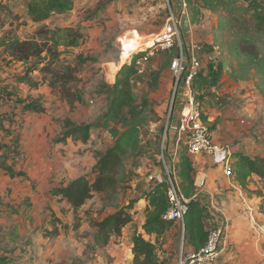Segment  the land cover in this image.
<instances>
[{
  "label": "crops",
  "instance_id": "crops-1",
  "mask_svg": "<svg viewBox=\"0 0 264 264\" xmlns=\"http://www.w3.org/2000/svg\"><path fill=\"white\" fill-rule=\"evenodd\" d=\"M70 1L71 7L68 10H54L46 13L48 8L44 7V0H0V16H2V11L6 9V13L8 12L11 18L7 22L0 18V37L2 36V31L11 25L16 37L7 41L8 45L12 41L28 40L20 35L18 36V24L21 25L20 28H28L30 31L35 32L30 39H37V31L41 27H48L54 31L68 28L80 30L84 35V39L76 47L68 48L67 50L70 53L67 55L75 59L79 56L84 57V59L87 56L94 57L96 59L94 61L96 68L99 71V65L104 67L113 63L108 62V52L103 53V49L108 47V24H115L116 22V25H118L117 23L122 17V15H117V10L124 12L125 9L129 10L131 8L128 14L124 13L127 16H135L137 18V25L134 27L125 23L120 24V28L116 32L118 35L117 42H119L120 38L130 36L134 32L144 35H157L154 32L159 31L165 25L168 17L164 0H110L108 4V7H110H106V9L97 7L100 0ZM194 2L195 4L197 3L196 6L200 4L198 8L202 13L201 16L206 13L213 14L212 9L216 8L204 4L206 0H194ZM143 5L145 7L142 8ZM2 6L4 7L3 9L1 8ZM37 6L38 8H36ZM38 12L41 13L38 14ZM138 12H141V14L145 12L146 17H140ZM86 16H89V18H85ZM114 18L115 22H111ZM219 25V22H216V26L219 27ZM182 27L187 44L190 40H195L201 44L196 47L198 55L203 62L202 69L204 71L202 72L201 70L200 73L208 75V65L212 63H214L215 67L221 65L223 68L217 86L208 89L203 86L204 89L195 91V97L203 111L204 119L210 129L214 144L219 147H230L233 152L234 176L232 178L227 177L223 169L215 165L210 156L201 155L190 158L194 172H200L206 179L204 195H202L201 201L198 203L206 215L204 224L206 225L207 221H219L223 217L228 221L226 251L220 264H264V178L259 177L255 173H247L240 179L237 171L243 157L264 158V134L262 135L257 130V127L261 124L263 125L264 122L254 117L256 115V107L250 103V96L247 93L242 95L244 91H240L241 87L238 85L236 87L229 86L234 81L240 84L248 81L243 80L241 77H234L238 66L240 68L239 72L243 70L240 65L242 55L239 50H235L233 56L225 59V52L220 50L219 44H216L215 48L206 46V44L212 43H207L204 37L200 40L198 39L197 32H195L196 26L191 21V16L183 19ZM65 49L64 46L60 47L61 51ZM204 49L206 51L213 50L206 53ZM67 55L63 54L62 60L67 61ZM4 58L7 59L10 66H13L14 70L11 75L8 67H3V63L0 64V78H2L0 82L5 81V79L11 82V79L14 78V87L0 89V95L10 99L5 106H0V160L7 161L5 163L6 169H0V207L5 206L4 210H10L8 219L0 217V233L6 235V239L2 244L0 243V264H63L64 259L55 258L58 257V253L66 252V246H62V243L65 242L67 245V242H70L69 245L73 248L74 245H78L79 254L83 250L85 251L84 242L88 237L92 241L90 242L92 247H99L95 243V235L87 234V237H84V234L89 230H93L95 234L96 230L90 226L91 222L101 220L114 213L117 209L109 214H104L103 218L92 219L88 217L87 212L91 207L92 216L97 215L98 210L105 208L104 210L106 211L109 207L104 204L100 194L95 195L91 201L81 208H76L63 199L61 195H58L56 191L66 187L76 179L91 175L99 155L105 152L108 146L104 147L100 143V145L91 150L89 148L91 147V139L94 136L90 134V131L87 134L79 129L77 133L65 136L68 129H66L64 121H54L55 123H53V121L48 119L39 120L47 117L46 114L53 106V111L57 107L63 109L80 107L81 102L85 99L86 92L80 89L76 101L73 104H69L62 97L59 90L49 87L50 76H46L40 71H35L25 78L27 69L25 63L13 60L8 51L4 54ZM152 59L153 57L149 62ZM227 60H229V63ZM73 62L68 63L72 64ZM84 67L85 65H83ZM124 67L117 71L114 80L118 78ZM225 67L226 69L224 70ZM18 69L19 72H17ZM104 71L107 80L103 76H101V80L103 78L108 86V68L106 70L104 68ZM150 71H152L151 68ZM84 73L83 70L79 71L77 75L79 80H85V76L89 74ZM95 75L96 79L100 80V76L97 73ZM146 76L147 73L137 78L141 81H146ZM114 83L116 82L114 81ZM92 85L94 86L92 88L98 89V92L94 95L96 101L104 100L105 102V104H101L102 107L104 106L103 113H105L108 109V93L101 91L99 83ZM142 85H144V82ZM133 86L135 90L137 87ZM217 96L221 97L220 102L216 101ZM33 101L43 106L45 112L23 111L27 103ZM232 101L234 102L231 103ZM57 110L55 111L56 113L59 112ZM29 114L31 115V123L27 121L25 123L26 116ZM65 118L74 124H78V127H82L81 124L83 122H79L73 116L70 115ZM93 129L91 128V130ZM105 129L101 128L100 130L108 133V130ZM85 136L87 137L86 141H84ZM29 137L36 138L37 141L53 138L55 152L60 153L57 157L62 159H59V162L55 165L51 164L49 166L48 163H45L43 165L40 164L38 169H22L13 159L16 157L15 154H21L20 150L22 147H19L21 141L27 144L31 141ZM16 145H18L19 153L15 151ZM84 156L88 158L83 162H88L90 158L91 164L78 167L75 161L76 157ZM143 156L145 157V154ZM144 157L139 156V158L132 159L133 176L127 184L132 189L124 191H132L134 194L143 191L144 211L135 217V212L141 211L143 207H136L133 210L130 208L129 211L133 216V222L124 228L120 237H113L107 246L100 248L98 255H100V259L103 257L102 260H104V255L107 253L108 264H134L132 237L135 230H133V233L128 234L124 233V231L136 223V219L141 221V225L148 215L146 183L142 187L140 181L143 178L140 175L146 176L150 172L159 173L163 170L157 159L154 161ZM12 160L13 162L11 163L10 161ZM67 162L72 163V168L68 167ZM209 203L212 205L211 209L208 208ZM93 206L95 211H93ZM139 206L141 205L139 204ZM122 207H125V204L120 208ZM11 214H13L12 217H10ZM3 226L4 230L2 231L1 227ZM53 233H57L56 235L58 236L51 243V234ZM163 235H166L165 243L155 244L158 247V256L165 264H177L181 248V245L179 246V239L181 241L179 231L172 225L171 230ZM157 236L159 235L146 234L144 237L154 244ZM8 244H16V246L10 249L7 247ZM187 250L194 251L195 249L188 243Z\"/></svg>",
  "mask_w": 264,
  "mask_h": 264
},
{
  "label": "rangeland",
  "instance_id": "rangeland-1",
  "mask_svg": "<svg viewBox=\"0 0 264 264\" xmlns=\"http://www.w3.org/2000/svg\"><path fill=\"white\" fill-rule=\"evenodd\" d=\"M225 4L222 6H219L218 4H214L213 7H216L215 9H212L213 14H204L201 16L200 9L198 8L200 6L195 4L194 0H190V9H189V17L191 16V21L196 26L195 32H197V37L200 40L202 37H204V40L207 41V43L212 44H206V46H211L215 48L216 44H219L221 47L220 50H224L225 52V59H228L229 56H233V52L235 50H239L240 54L242 55V61L240 63L241 67H243L241 72H239V66L236 70L237 73L234 75V77L242 78L245 83H237L233 82L230 84V87H236L237 85L240 86V91L243 90V94H248L250 97V103L255 105L256 107V117L259 121L264 122V0H225ZM110 0H100V3L98 4V8H109ZM96 7V8H97ZM145 7V5L142 6V8ZM220 7V8H218ZM223 10H222V8ZM221 9V10H220ZM131 10V8H129ZM128 9H125L124 12L128 14L130 12ZM124 12H120L119 10L116 11L117 15H122L120 17L119 22L116 25L115 18L111 20V22H115V24H108V47L106 49H103V53L108 52V62H113L111 65H105L102 67V65H99L100 70L98 71L96 68V59L91 56L86 57V63L84 68H80V70H83V73H89L88 76H85V80H80V82L76 84H72L71 87L74 90L77 91H83L86 92L85 99L81 102V106L76 108H61L57 107L54 109H58V113L53 111V107L50 111L46 114L47 117L40 118L41 119H48L53 121H60V122H67L69 121L67 116H73L75 119H77L79 122H83L81 124L82 127L84 126H90L91 128H94L91 130L90 128V134L94 136V138L91 139V147L89 149H94L97 145H104V147L108 146V148L114 143L115 139L109 132V127L105 126V121L103 119V107L102 103L105 104L104 100L97 102L95 98V94L98 92L92 84H98L99 88H101L102 92L108 93V106L110 103V95L112 94V84L114 81H117L116 73L121 67H123L125 64L120 59V53H121V46L119 42H117V31L120 28V24H126L129 26H136L137 25V18L135 16H127ZM124 14V15H123ZM140 17H146L145 12L141 14V12H138ZM217 18H216V17ZM1 20L3 21H9L11 18L9 17L8 12L6 13V9L2 11V16H0ZM85 18H89V16H86ZM125 18V19H124ZM110 21V20H109ZM110 22V23H111ZM166 22V21H165ZM216 22H219V27L216 26ZM21 25L18 24L17 29L21 37H24L26 39H30L33 37V34L35 32L30 31L28 28H20ZM13 26H9L7 29L2 31V36L0 37V64L3 63V67L7 66L9 70V74L12 75L13 73V66H10L7 62V59L4 58V54L7 53V47L9 46L7 44V41L13 39L16 37L15 32L13 31ZM137 28V27H135ZM165 25L161 27V29L154 33H162L164 32ZM144 35L139 32L131 33L130 35ZM130 37V36H128ZM132 37V36H131ZM192 41L193 45L197 47V45H201L195 40ZM212 41V42H211ZM63 44V43H62ZM205 46V47H206ZM237 46V47H236ZM203 49V48H202ZM205 52L209 53V50ZM219 50V51H220ZM197 51V50H196ZM64 54L67 55L70 52H68L67 49L63 50ZM180 48L178 46H175L171 50H164L156 54L155 57H153L152 61L149 62L147 65V70L145 73H147V80L143 81L144 85H142L140 88H136L134 90L135 97L140 102L143 99H146L149 103V107L147 110L146 118L144 126L142 127L139 135H140V148L139 152L138 150L136 152H133L132 154H129L128 157L125 160L124 169L122 171V178L124 181L123 185V191H121L120 195L118 196L117 202L115 205H110L108 209L105 211L103 208L102 210L97 211V215L92 216V207L90 210H88V217L89 218H103L104 214H109L116 210L117 208H120L123 204H125V207L128 209L131 208V210L135 209L136 207H143L144 201H143V194L139 192L133 193L131 192H124L127 189H132L131 187L127 186V184L130 182V178L133 176L132 169L131 168V161L133 158H139L144 157L143 154H145L144 158H150L154 161H156V156L159 153L160 145H161V133L164 129L165 121H166V111L169 107V104L171 102V95L173 92V76H172V70L171 65L174 59H176L180 55ZM72 53V52H71ZM198 54V52H197ZM68 62L75 61L76 59L73 58L70 55H67ZM98 58V57H97ZM73 59V60H72ZM154 60V61H153ZM229 60H227L228 62ZM229 63V62H228ZM231 63V61H230ZM232 64V63H231ZM209 67V65H208ZM108 68V86L105 83V81L101 80V76L105 77V71ZM150 68L152 71H150ZM226 67L224 68V70ZM98 71V72H96ZM104 71V72H103ZM204 70L202 69V72ZM19 72V69L17 70ZM16 72V73H17ZM151 72H158L161 74V79L159 82L155 85V87L150 86L151 81ZM84 73V74H85ZM98 74L100 76V80L96 79V75ZM229 73V71H227ZM90 74L94 75L91 76ZM8 75V74H6ZM1 77V76H0ZM2 79V78H0ZM12 81H8V79H5V81L0 82V89H4L6 87H14V78L11 79ZM115 84V83H114ZM108 87V90H107ZM235 90H237L235 88ZM224 92V91H223ZM230 95V94H229ZM112 96V95H111ZM221 100V97L219 96V102ZM245 101V100H244ZM243 101V103H244ZM232 101L231 103H233ZM246 102V101H245ZM5 103L0 102V106H5ZM223 106V105H222ZM43 107V106H42ZM103 113V114H102ZM102 114V115H101ZM30 114L26 116V121L28 123H31ZM64 118V119H63ZM36 119V118H35ZM34 119V120H35ZM38 119V118H37ZM72 122V121H71ZM247 122V121H246ZM256 124V123H255ZM75 125H78L75 123ZM253 125V123H252ZM113 126V124H111ZM263 125H259L257 127L258 132H260L262 135L264 134V128H262ZM106 128L108 130V133L102 132L100 130L101 128ZM151 127L155 128V131L153 133L150 132ZM67 129V128H66ZM105 129V130H106ZM56 131V130H55ZM30 136V135H29ZM31 140L29 143L24 144L21 141V144L19 147L21 148V154L16 155L13 159L22 167V169L30 170V169H38L39 165H43L45 163H48L49 166L51 164L55 165L59 162V159H62L61 157H57L60 155V153H56L53 145L52 139H43L37 141L36 138H30ZM60 139V138H59ZM58 139V140H59ZM18 143V141H17ZM90 150V151H91ZM141 150V151H140ZM97 151V150H96ZM138 152V153H137ZM82 156V155H81ZM88 157H76V163L78 167H84L91 164V160L89 158L88 162L84 163L83 161L87 159ZM10 161L11 163L13 162ZM4 163H7L6 160H2ZM69 165V168H72V163L67 162ZM77 167V168H78ZM141 178H144L146 176L140 175ZM140 181L142 187H144L145 180ZM128 191V190H127ZM138 192V190H137ZM142 202V204H141ZM128 203V204H127ZM139 204L141 206H139ZM25 205V203H23ZM6 207L2 206L0 207V217L2 219L6 218L8 219L10 210H4ZM14 209V207L12 206ZM93 211H95V207L93 206ZM144 211V207L141 208V211L135 212V217ZM17 213V212H15ZM13 214H11L10 217H12ZM91 220V219H90ZM92 221V220H91ZM136 223L129 226L128 229L124 231V233H133V230H136V228L140 226V220L136 219ZM92 227V224H90ZM21 227V226H20ZM126 228V227H125ZM2 231L4 230V226L1 227ZM124 230V229H123ZM57 233L51 234L52 242L53 239H57L56 235ZM87 234L89 235H95L93 230H89L86 234H84V237H87ZM6 239V235L0 233V243ZM186 248L188 245L187 238H186ZM89 237L86 238V241L84 242V245L86 246L85 251L83 250L81 254L78 253V245H74V248L71 247L70 242H67V245L65 242H63L62 246H66L64 253H58L55 257L57 259H64L63 264H108V254L106 253L104 260L102 258L100 259V255H98V251H100L101 247H92L90 244ZM181 245V241L179 239V246ZM16 244H8L7 247L10 249L15 247ZM8 248V249H9ZM73 251V252H72ZM106 252V251H105ZM70 253V254H69ZM178 253V250H177ZM98 255L99 257H97ZM106 260V262H104ZM103 261V262H102ZM111 262V261H110Z\"/></svg>",
  "mask_w": 264,
  "mask_h": 264
},
{
  "label": "trees",
  "instance_id": "trees-1",
  "mask_svg": "<svg viewBox=\"0 0 264 264\" xmlns=\"http://www.w3.org/2000/svg\"><path fill=\"white\" fill-rule=\"evenodd\" d=\"M44 2V7L48 8L46 13L54 10L66 11L71 7L70 0H44ZM225 2V0H206L204 4L208 6L218 4L222 6ZM1 8L3 9L4 7L2 6ZM40 13L38 12V14ZM36 36L37 39L12 41L7 47L8 53L13 60L27 65L25 78L35 71H40L46 76H50L49 87L59 90L62 97L69 104H73L77 99L79 91L74 90L71 85H77L80 82L77 75L87 60L79 56L72 64H69L67 61L62 60L64 52L60 50V47L64 46L66 49L76 47L84 39V35L80 30L73 28L54 31L48 27H41L37 31ZM210 50L209 52H211ZM222 70L221 65L215 67L214 63H212L209 65L208 75L198 73L194 78V92L204 89L203 86L207 89L217 86ZM135 75L136 66L134 64L125 66L119 73L117 81L112 87V96L110 95L108 109L103 115L105 126L110 128L109 132L115 139L114 143L99 155V159L93 167L91 175L76 179L66 187H62L56 191L58 195H61L73 207L81 208L98 194L102 196V200L106 206H114L117 202L124 185L122 171L125 160L129 154L137 150L139 152V133L144 126L145 116L149 107L146 99L138 102L135 97L132 83L136 78ZM150 76V86L153 88L161 79V74L151 72ZM9 101V97L5 98L0 95V102L8 103ZM23 109V111L36 113L45 112V108L35 101L27 103ZM64 125L68 129L65 136L75 134L79 129L88 134L92 127V125L78 127L70 121L65 122ZM86 140L87 137L85 136L84 141ZM15 151L19 153L18 145H16ZM180 167L183 191L185 196L190 198L196 192L193 180L194 167L185 149L182 150ZM1 168L6 169L5 163L2 160H0ZM237 171L240 179L247 173H255L259 177L264 178V158L253 159L249 156L243 157ZM147 201L148 215L139 228H136L132 237L133 263L165 264L158 256L156 245L144 237L146 234L162 235L172 228V222L163 220V215L169 208L165 186H156L147 195ZM205 216L198 203L190 205L186 221L188 227L186 238L187 242L196 251L202 249L208 240V232L204 224ZM132 222L133 216L127 207L117 208L111 215L101 220L92 221V227L96 230V245L99 247L107 246L113 237H120L123 229Z\"/></svg>",
  "mask_w": 264,
  "mask_h": 264
},
{
  "label": "built area",
  "instance_id": "built-area-1",
  "mask_svg": "<svg viewBox=\"0 0 264 264\" xmlns=\"http://www.w3.org/2000/svg\"><path fill=\"white\" fill-rule=\"evenodd\" d=\"M164 5L168 11L164 32L157 35H130L119 39L120 59L124 62V66L133 64L136 66V78L132 83L137 88L142 84L137 77L145 75L146 67L152 57L175 46L181 51L171 65L174 87L161 133L160 150L156 156L163 170L146 175V192L148 195L156 186H165L169 208L163 215V220L172 222L181 238L177 264H220L226 251L228 235V221L225 217L219 221L206 222L208 240L202 249L188 251L185 246L188 234L186 221L190 205L201 201L206 188V179L200 172L195 171L193 180L196 192L192 197L187 198L182 187L181 155L182 150L186 149L190 158L210 156L215 165L221 167L227 177L232 178L233 152L230 147H219L214 144L210 129L204 122L203 111L195 97L194 78L202 70L203 62L192 41L187 44L184 39L183 19L189 18L190 3L188 0H164ZM216 101H219V96L216 97ZM154 131L155 128L151 127L150 132ZM208 208H212L210 203ZM165 237L166 235L163 234L157 236L154 244L165 243Z\"/></svg>",
  "mask_w": 264,
  "mask_h": 264
}]
</instances>
